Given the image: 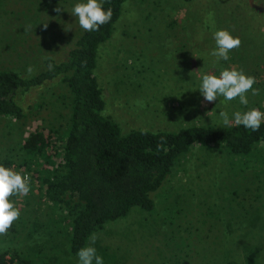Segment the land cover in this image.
Returning a JSON list of instances; mask_svg holds the SVG:
<instances>
[{"label": "rangeland", "instance_id": "1", "mask_svg": "<svg viewBox=\"0 0 264 264\" xmlns=\"http://www.w3.org/2000/svg\"><path fill=\"white\" fill-rule=\"evenodd\" d=\"M81 2L86 0H0V68L28 74L31 66L34 74L45 67L46 57H63L82 31L71 15ZM57 6L65 11L56 13ZM261 7L264 10V0H124L109 37L96 49L93 72L103 99L101 112L117 122L121 133L130 128L173 131L192 124H222L220 111L230 118L252 108L264 112V72L255 71L252 61L250 72L248 64L247 70L245 64L217 61L210 54L215 31H229L232 21L234 27L257 24L247 16L258 15ZM238 29L232 28L231 34L241 36V45L229 56L255 61L264 33ZM225 68L255 77L253 88L260 94L249 92L247 106L238 98L206 103L201 96L202 75L219 76ZM15 101L34 106L24 108L21 119L0 118V158L6 156L10 168L29 177L30 192L9 198L20 217L12 225L16 231L0 236V250L8 247L29 264H78L77 255L66 252L67 217L42 197L31 170L19 164V145L29 131L49 124L65 128L67 87L56 79L29 88ZM224 157L215 148L194 147L151 192L152 210L131 207L125 216L92 232L83 247L94 235L91 246L104 264H220L230 247L231 252L264 255L263 247L250 246L252 232L245 231L253 224L264 233V143L250 155H231L232 164ZM259 261L264 264V256Z\"/></svg>", "mask_w": 264, "mask_h": 264}, {"label": "trees", "instance_id": "2", "mask_svg": "<svg viewBox=\"0 0 264 264\" xmlns=\"http://www.w3.org/2000/svg\"><path fill=\"white\" fill-rule=\"evenodd\" d=\"M123 1L101 0L105 11L112 9L111 21L101 26L99 31L87 32L82 29L63 57H46L45 67L37 73L28 75L0 68V118L24 117L25 109L34 105H19L15 97L33 86L57 79L67 87L69 108L65 128L60 131L49 124L29 131L19 145V164L31 170L42 197L67 217L65 246L70 257L77 255L92 232L101 230L109 221L125 216L131 207L152 210L154 201L151 192L159 189L178 160L194 147L215 148L225 159L228 156L232 164L231 155H250L257 144L264 143V121L255 132L234 123L230 127L223 124H192L173 131L130 128L120 132L117 122L101 112L103 99L93 68L97 46L109 37ZM260 10L257 11L258 15L247 16L257 24L245 22L234 27L232 21L227 29L232 31L230 33L239 28V33L242 30L263 34L264 10L262 7ZM262 46L264 44H260V50L254 55L251 51V55L256 56L255 61L248 56H229L226 62H235L238 66L245 64L244 69L248 70L252 61L255 71L259 69L262 75ZM49 64L53 66L52 70H49ZM200 164L204 165L205 162ZM0 165L10 168L11 160L3 156ZM258 229L250 224L245 230L252 232L248 242H251L250 246L264 248V233H261L262 229L258 232ZM14 230L11 226L10 231ZM258 236L260 239L255 241ZM235 240L241 243L240 238ZM181 244L190 245L183 240ZM230 248H225L228 251L223 252L220 264H260L259 256H264L250 251L231 252ZM16 260L29 264L8 247L0 250V264H16Z\"/></svg>", "mask_w": 264, "mask_h": 264}, {"label": "clouds", "instance_id": "3", "mask_svg": "<svg viewBox=\"0 0 264 264\" xmlns=\"http://www.w3.org/2000/svg\"><path fill=\"white\" fill-rule=\"evenodd\" d=\"M56 13L65 11L60 6L53 9ZM71 15L78 19L79 26L87 32L99 31L100 27L111 21L113 12L111 8L106 11L103 8L101 0H86V2L76 3L71 10ZM47 28V24L43 25ZM27 30V29H26ZM215 48L210 53L217 58V61L229 59V53L238 49L241 45L239 37H234L228 30L220 29L213 33ZM49 64V70H52ZM32 67L29 66L27 72L32 74ZM256 83L255 77L246 75L243 71L235 68L223 69L219 76L215 74H204L201 77L199 92L206 103L215 102L218 97H223L225 101H233L239 99L241 105L247 106L249 103L247 94L251 92L253 96L260 94L259 89H254ZM219 118L224 126H243L245 129L258 131L261 122L264 121V112L259 109L252 108L241 112L236 111L230 118L225 111L219 112ZM30 192V181L27 175L12 168L0 165V236L7 235L14 221L19 219L20 211L9 198L16 196H27ZM96 237L90 238V244L82 247L77 252L78 264H104L103 257L97 254L94 245Z\"/></svg>", "mask_w": 264, "mask_h": 264}]
</instances>
